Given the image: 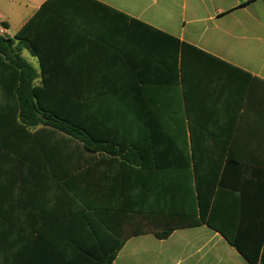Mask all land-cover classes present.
I'll list each match as a JSON object with an SVG mask.
<instances>
[{
    "label": "crops",
    "instance_id": "obj_1",
    "mask_svg": "<svg viewBox=\"0 0 264 264\" xmlns=\"http://www.w3.org/2000/svg\"><path fill=\"white\" fill-rule=\"evenodd\" d=\"M34 17L32 32L44 57L71 62L68 67L57 66L59 75L94 77L95 89L111 92H126L136 83L148 94L143 102L146 107L162 112L172 109L178 114H184L187 106L191 110V119L174 114L98 115L93 122L100 139L116 136L149 141L153 132L162 138L171 134L173 146L143 150L141 154L147 158L136 154L131 162L123 163L109 153L93 154L97 204L133 203L130 190L137 189L133 186L136 170L140 172V195L135 202L173 213L185 208V198H192L197 210L195 181L186 183L187 171L194 173L196 168L194 154L201 171L219 170L214 161L217 157L222 162L220 171L227 169L230 190H225L229 194L225 192L224 201H256V192L244 191L243 166L227 163L228 147L207 144L193 150L187 124L199 125L202 139L236 141V154L264 155V0H0V24L7 25L9 37ZM171 38L179 40L177 49ZM181 43L204 52L187 54L185 89L181 84ZM55 89L66 90L63 85ZM107 105L109 109L126 106L118 100ZM181 122L185 127L174 126ZM123 172L132 176L123 179V195H107L103 187L97 188L101 183L114 187V182L119 187L121 179L116 174ZM249 182L256 190V177ZM31 186L34 190L26 205L6 202L0 196V249L9 250L11 238L14 246H21L22 231H89L84 215L75 213L77 207L62 193L58 195L51 183ZM143 222L160 224L163 220L153 217ZM95 226L100 231L97 218ZM112 264L250 263L219 232L203 224L175 230L165 240L153 232L133 236Z\"/></svg>",
    "mask_w": 264,
    "mask_h": 264
},
{
    "label": "trees",
    "instance_id": "obj_2",
    "mask_svg": "<svg viewBox=\"0 0 264 264\" xmlns=\"http://www.w3.org/2000/svg\"><path fill=\"white\" fill-rule=\"evenodd\" d=\"M36 20L34 17L14 37L0 35V196L6 202L15 200L26 205L29 193L34 190L31 185L51 183L58 195L62 193L77 207L75 213L84 215V225L89 231H22L21 246H14L12 238L9 250L2 246L0 264H112L124 243L133 236L153 232L158 239L165 240L175 230L203 224L219 232L250 264H264V155L236 154V141L231 139H202L199 125L191 122L187 124L191 148L195 150L207 144L227 146V163L243 166L240 178L245 181L244 191L256 192L255 202L248 198L244 203L224 201L225 190H230L226 183L227 169L220 171L222 162L217 157L214 161L219 170L201 171L194 154L196 168L194 173L187 171L186 183L195 181L197 210L192 206V198H185V208L173 213L157 210L153 204L135 202L140 195V172L136 170L133 171V186L137 189L130 190L133 203H96L93 154L109 153L116 162L120 159L123 163L131 162L136 154L147 158L141 154L143 150L154 152L173 146L171 134L162 138L153 132L149 141L116 136L100 139L93 122L98 115L154 117L174 114L190 118L191 110L187 106L184 114H178L172 109L162 112L146 107L143 102L148 94L136 83L126 92H111L95 89L94 77L59 75L57 66L68 67L71 62L44 57L32 32ZM0 26L7 27L5 23ZM171 39L177 49L179 40ZM24 50L38 58L40 73L21 56ZM191 51L204 54L181 43L184 89L187 83L185 60ZM56 85H63L66 90H56ZM184 94L187 96V92ZM111 100L121 101L126 106L109 109L107 102ZM102 101L104 106H100ZM168 126L171 133L172 125ZM174 126L185 127V124ZM184 136L185 133L181 138ZM122 171L121 168L119 172ZM125 175L129 179L132 177L130 172L116 174L121 179L119 187L114 182L116 189L102 183L97 184V188L103 187L107 195L109 192L123 195ZM107 177L109 175L105 179ZM255 177L256 190L248 184ZM149 190L151 192L152 188ZM94 217L100 231L96 230ZM153 217L163 222L144 224L143 221Z\"/></svg>",
    "mask_w": 264,
    "mask_h": 264
},
{
    "label": "rangeland",
    "instance_id": "obj_3",
    "mask_svg": "<svg viewBox=\"0 0 264 264\" xmlns=\"http://www.w3.org/2000/svg\"><path fill=\"white\" fill-rule=\"evenodd\" d=\"M21 56L23 58H25L28 62H30L35 69H37V70L39 69V67L37 65V60L29 52H27V51L22 52Z\"/></svg>",
    "mask_w": 264,
    "mask_h": 264
},
{
    "label": "built area",
    "instance_id": "obj_4",
    "mask_svg": "<svg viewBox=\"0 0 264 264\" xmlns=\"http://www.w3.org/2000/svg\"><path fill=\"white\" fill-rule=\"evenodd\" d=\"M0 35L8 36L7 30L2 26H0Z\"/></svg>",
    "mask_w": 264,
    "mask_h": 264
}]
</instances>
